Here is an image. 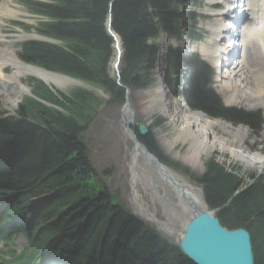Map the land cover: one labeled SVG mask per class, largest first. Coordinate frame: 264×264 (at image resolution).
Returning a JSON list of instances; mask_svg holds the SVG:
<instances>
[{"label":"trees","instance_id":"16d2710c","mask_svg":"<svg viewBox=\"0 0 264 264\" xmlns=\"http://www.w3.org/2000/svg\"><path fill=\"white\" fill-rule=\"evenodd\" d=\"M41 18L37 36L58 42L29 41L19 46L25 64L94 84L112 102L123 103L125 90L145 89L156 70L160 34L177 38L183 16L180 0H23ZM111 31L121 44L119 85L109 76L114 56ZM194 17L186 14L191 34ZM151 43V44H149ZM168 65L177 72V57ZM191 76L184 93L189 108L211 118L257 130L260 113L224 108L210 90L212 72L196 58L188 60ZM170 76V74H169ZM169 81L175 96L176 88ZM30 95L22 97L12 116L0 112V232L22 234L29 245L17 259L33 264L49 258L55 264H192L148 227L114 207L109 195L94 187V172L81 136L101 101L74 90L57 96L30 79ZM137 133V132H136ZM165 167L179 170L159 153L149 136L139 138ZM210 212L228 231L250 236L254 264H264V178L244 183L242 172L208 161L200 177H191ZM16 259V261H17Z\"/></svg>","mask_w":264,"mask_h":264},{"label":"rangeland","instance_id":"374dc122","mask_svg":"<svg viewBox=\"0 0 264 264\" xmlns=\"http://www.w3.org/2000/svg\"><path fill=\"white\" fill-rule=\"evenodd\" d=\"M7 1L8 0H5L1 3H6ZM21 1L23 0H11V3H7L9 10L16 12V19L0 20V37H4L6 40H13L15 36H24L23 39H30L31 37L35 36L39 37L35 33L34 28L37 23L41 21V18L32 15L22 5ZM259 2L260 6L261 1ZM198 4L200 7L204 6L202 2H198ZM196 8L197 6L192 8V5H188L186 10H193L195 12ZM179 10L182 12L185 11L182 5L180 9L178 8V13ZM262 23L263 25L260 32L258 34L253 33L254 36L252 35L253 37L251 40H247L246 36H244L243 61L255 64L256 62L258 63L260 54L263 55L264 40L262 37H264V19L262 20ZM246 29L247 26L245 27V30ZM246 34L247 33L245 31V35ZM41 38L47 43L58 44L56 41L47 40L43 37ZM20 43L21 42L13 44V51L15 52L16 56ZM162 46L163 43L159 44V49ZM115 56L116 51L114 49V56L110 62L109 76L117 83V74L120 75V64L117 69L113 68ZM34 68L43 70L37 67ZM43 71L52 73L46 70ZM159 71L160 70L157 68L151 74L149 79L151 84L148 85L147 88L127 90L128 96L126 101L124 92L123 103L112 102L109 95L103 93V91L94 84L78 81L67 76L64 77L72 80L73 83H68L63 86H56L53 84L47 86L57 96L68 95L74 90H83L94 94L101 101V105L98 107L95 118L85 133L81 136V141L87 149L88 160L94 172V187H97L99 191H105L106 195H109L114 207H119L121 210H125L130 216L135 218L141 224L156 232L161 240H164L169 245H174L176 244L177 238L180 236V231L183 229L186 223L187 216L185 214L187 213V210L185 214L180 211L177 199L172 193L171 189L165 183H163L158 178L156 172L153 169L147 167V165H145L141 159L137 160L136 172L138 175L146 173L149 176L151 183H146L142 179L138 181L136 185V192L140 197V202H142L146 210L155 217L156 221L162 222L164 227L173 229L174 232H163L162 228L158 226V224L151 222L145 216L138 213L132 204L129 167L133 143L128 134L125 132L124 121L127 120V115L133 116L130 130L136 134L137 131L134 127L135 124L147 125L148 134L146 136L150 137L151 141L156 145L159 153L168 161V163L177 165L179 170L165 167L172 174V176L177 181L184 183L193 189L200 190V188L194 184L191 178L184 174V171L192 178L200 177L205 171L207 162L211 160H214L227 170L234 168L240 170L246 185L250 183L251 177L264 178V170L255 167L249 161L252 159V156H262L264 154V141H262L261 138L262 129L264 127V109L260 107L251 109V107L241 103L227 107V105L224 103L227 95L224 97L225 94L223 95L220 92V87L218 89V87H216L217 84L213 83L214 86H212V89L214 94L219 97L223 106L226 105L225 107L227 108L241 109L247 112H259L262 115V123H260L257 130H251L244 125H233L232 123H229L223 119L211 118L202 112L194 111L188 107L190 112L201 113L212 121H216L221 125L229 126L230 131L238 132L240 136L242 133L246 134L245 138L247 145L241 147L245 150V153H240L239 158L230 154L228 155L226 153L213 151L206 155H201L199 159L193 163V165L184 164L182 160L190 154L191 149H189L187 143H172L173 128L169 122V119L165 115L160 114L157 110V108L161 105V102L159 101L155 92L156 88H158L157 82L159 79H161V77L158 76ZM3 75L9 76L10 70L6 69L3 72ZM30 79L41 82L39 79H34L31 76L21 78V86L25 91H27V93L18 96L17 100L7 93L2 96L1 88L3 85L4 88H8L5 84L0 85V112H4V117L12 116V114L15 113L21 98L28 96L31 88V84H29ZM42 84L45 85L44 83ZM126 105L129 109L127 114H125L126 111H124L127 109ZM213 134L217 138L221 137L224 139H229L228 136L221 134L218 129H216ZM168 145L172 146L169 147ZM233 150L237 151L235 148ZM28 245L29 243L24 236L9 238L6 243H2L0 245V260L2 262L8 261V254L10 250L13 249L14 252L19 254L21 251L26 249ZM142 264L147 263L143 260Z\"/></svg>","mask_w":264,"mask_h":264},{"label":"bare ground","instance_id":"6f19581e","mask_svg":"<svg viewBox=\"0 0 264 264\" xmlns=\"http://www.w3.org/2000/svg\"><path fill=\"white\" fill-rule=\"evenodd\" d=\"M259 1H261L260 6L261 12L263 13L257 15V19L259 20H257L258 23L253 20L252 24H248L247 29H244L247 33V38H251L253 33L258 34L263 25L262 20L264 19V0ZM206 2L210 4L212 0H206ZM253 2L255 3L256 0H253ZM7 3H11V0H8L6 3H1L0 5V20L16 19V12L9 10ZM249 7L251 12V1L249 2ZM23 38L24 36H15L13 40H6L4 37H0V85L5 84L8 88H4L3 85L1 88L2 96L7 93L17 100L18 96L27 93V91L22 88L20 83V79L27 76L39 79L45 82L48 86L52 84L56 86H63L68 83H73V81L70 79L58 77L52 75L51 73L43 72L22 63L13 51V44L21 41ZM262 39L264 40V37H262ZM120 49L121 47L119 45V50ZM119 50L115 48L116 56L113 64L114 69L117 61V53ZM201 51L203 55L211 60L208 51L205 50V46L201 47ZM210 53L211 55L213 54V52ZM243 60L244 59L242 56L240 60L236 59L234 62H231L229 64V71L226 77L224 76L220 79V92L223 95L225 94L224 97L227 95L224 103L227 106H234L235 104L241 103L251 107V109L257 107L264 109V53L263 55L260 54L258 63L256 62L255 64H251ZM6 69L10 70L9 76L3 75V72ZM157 84L158 88H156L155 92L159 101L161 102V105L157 108V110L160 114L165 115L169 119V122L173 128L172 143H187L189 149H191L190 154L182 160L184 164L193 165V163L198 160L201 155H206L213 151L226 153L228 155L230 154L237 158H239L240 153H245V150L241 147L247 145L245 138L246 134L242 133L240 136L238 132L230 131L229 126L221 125L216 121H212L201 113L190 112L182 99H176L168 96L163 86L158 82ZM124 111H126L125 114H127L129 109H125ZM132 121L133 118L127 115V120L124 121V125L125 132L128 134V136V130H130ZM216 129H218L221 134L228 136L229 139L215 137L213 133ZM129 138L132 141L131 136H129ZM261 138L262 141H264V127L262 129ZM168 146L171 147L172 145ZM234 148L237 149V151H234ZM141 156L140 150H138V148L133 145L129 167L132 204L138 213L145 216L153 223L158 224V226L162 228L163 232H174L173 229L164 227L162 223L160 225V222L156 221L155 217L151 215L146 210L142 202H140V197L136 192V185L138 181L142 179L146 183H151V180L146 173L138 175L136 172L137 160H142ZM249 161L255 167L264 170V154L262 156H252V159ZM165 173L167 172L165 171ZM175 181L178 184L188 188H185L184 195L191 197L198 209L203 210L204 205L200 190L193 189L190 186L177 181L176 179ZM174 195L177 199L180 211L185 214L188 204L184 201L182 195L179 192L175 191Z\"/></svg>","mask_w":264,"mask_h":264},{"label":"water","instance_id":"95a60500","mask_svg":"<svg viewBox=\"0 0 264 264\" xmlns=\"http://www.w3.org/2000/svg\"><path fill=\"white\" fill-rule=\"evenodd\" d=\"M106 29L109 37L114 42V49L119 50V45L121 47L117 53L115 64V69H117L123 50L119 38L111 31L110 15L108 16ZM32 39L46 42L38 37H32ZM51 74L65 78L64 76ZM41 82L46 85L45 82ZM117 84L119 85V74H117ZM127 92L125 90V101L128 96ZM126 108L128 109L127 105ZM131 117L133 118L132 115ZM134 127L137 134L131 130H128V133L132 138L133 145L140 150L144 164L156 172L158 178L171 189L173 194H175V191L179 192L188 204L187 214H185L187 216L186 223L181 230L180 237L177 238L176 244H174L178 253L192 264H254L249 234L244 230L228 231L222 228L213 212L208 210L201 190L204 209H198L192 198L184 195L185 188H188L178 184L172 174L140 143L139 138H144L148 134V127L142 124H135Z\"/></svg>","mask_w":264,"mask_h":264}]
</instances>
